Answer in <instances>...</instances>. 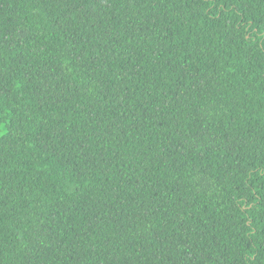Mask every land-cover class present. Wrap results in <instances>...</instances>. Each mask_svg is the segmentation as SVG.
I'll use <instances>...</instances> for the list:
<instances>
[{
	"label": "trees",
	"instance_id": "16d2710c",
	"mask_svg": "<svg viewBox=\"0 0 264 264\" xmlns=\"http://www.w3.org/2000/svg\"><path fill=\"white\" fill-rule=\"evenodd\" d=\"M0 264H264V0H0Z\"/></svg>",
	"mask_w": 264,
	"mask_h": 264
}]
</instances>
